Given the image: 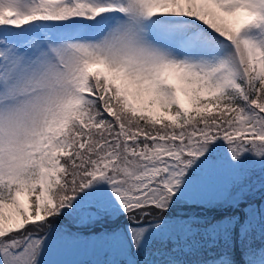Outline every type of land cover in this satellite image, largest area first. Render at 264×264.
<instances>
[{
	"label": "snow or ice",
	"instance_id": "obj_1",
	"mask_svg": "<svg viewBox=\"0 0 264 264\" xmlns=\"http://www.w3.org/2000/svg\"><path fill=\"white\" fill-rule=\"evenodd\" d=\"M256 190L264 0H0V264H264V196L177 213Z\"/></svg>",
	"mask_w": 264,
	"mask_h": 264
},
{
	"label": "rangeland",
	"instance_id": "obj_2",
	"mask_svg": "<svg viewBox=\"0 0 264 264\" xmlns=\"http://www.w3.org/2000/svg\"><path fill=\"white\" fill-rule=\"evenodd\" d=\"M239 192V188H233L230 190L229 195L230 196H235ZM264 196V192H261L260 190H256L254 195L253 194H246L244 201H242L240 209H234L230 206H226L221 209H209V210H201L200 208H190L187 206H181L180 208L177 209V213L180 215L184 214H198L200 216H205L210 219L214 220H220L226 217L230 216H240V212H242L243 207L247 205L248 202H254L257 205H259L262 200L261 197ZM58 225H63L66 223V221H57L56 222ZM239 231V229L237 228ZM238 233V232H237ZM199 236H203L200 233H197L196 236L194 237L195 239ZM204 237V236H203ZM205 238V237H204ZM209 240H212L211 236L208 237ZM220 240V238H219ZM218 240V241H219ZM221 240H223L221 238ZM217 241V242H218ZM107 253L97 256L94 252L91 251H84V250H70L67 252H63L61 254H58L56 256L51 257L52 259H61V260H68V261H84L88 262L93 259H104L107 258Z\"/></svg>",
	"mask_w": 264,
	"mask_h": 264
},
{
	"label": "trees",
	"instance_id": "obj_3",
	"mask_svg": "<svg viewBox=\"0 0 264 264\" xmlns=\"http://www.w3.org/2000/svg\"><path fill=\"white\" fill-rule=\"evenodd\" d=\"M240 214V216L242 215V212H240L239 213ZM237 232H238V230H236ZM196 240H198V241H200L202 244H207V243H210L211 242V240L208 242V240H209V238L207 237V238H204L203 236H199V237H197L196 238ZM219 240V239H218ZM217 240V241H218ZM223 240H221V238H220V240L217 242V244L219 245V247H223ZM259 244V242L257 241V245ZM173 245H172V243L169 241L168 243H167V248H171ZM155 247H163V245L160 243V242H156V244H155ZM238 249H239V243H238V239H237V241H236V250H237V259H239L240 257H239V254H238ZM213 250H218V249H213Z\"/></svg>",
	"mask_w": 264,
	"mask_h": 264
}]
</instances>
